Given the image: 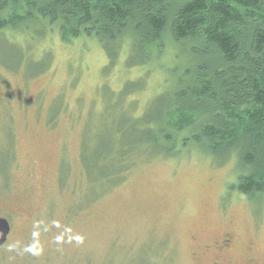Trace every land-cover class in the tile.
I'll list each match as a JSON object with an SVG mask.
<instances>
[{
	"label": "rangeland",
	"instance_id": "obj_1",
	"mask_svg": "<svg viewBox=\"0 0 264 264\" xmlns=\"http://www.w3.org/2000/svg\"><path fill=\"white\" fill-rule=\"evenodd\" d=\"M173 45L112 66L94 38L0 33V218L12 226L0 264H264V197L230 190L234 161L158 156L87 198L83 155L176 84L187 63Z\"/></svg>",
	"mask_w": 264,
	"mask_h": 264
},
{
	"label": "trees",
	"instance_id": "obj_2",
	"mask_svg": "<svg viewBox=\"0 0 264 264\" xmlns=\"http://www.w3.org/2000/svg\"><path fill=\"white\" fill-rule=\"evenodd\" d=\"M5 31L94 38L112 66L123 52L129 67L149 64L172 43L187 63L136 124H117L83 155L88 199L141 161L191 148L218 168L235 162L231 191L264 197V0H0Z\"/></svg>",
	"mask_w": 264,
	"mask_h": 264
},
{
	"label": "water",
	"instance_id": "obj_3",
	"mask_svg": "<svg viewBox=\"0 0 264 264\" xmlns=\"http://www.w3.org/2000/svg\"><path fill=\"white\" fill-rule=\"evenodd\" d=\"M11 232V226L7 219H0V247L7 243L8 236Z\"/></svg>",
	"mask_w": 264,
	"mask_h": 264
},
{
	"label": "flooded vegetation",
	"instance_id": "obj_4",
	"mask_svg": "<svg viewBox=\"0 0 264 264\" xmlns=\"http://www.w3.org/2000/svg\"><path fill=\"white\" fill-rule=\"evenodd\" d=\"M0 219H2V218H0ZM9 221V220H8ZM9 223H10V221H9ZM10 226H11V223H10ZM11 233H12V226H11V232H10V235H11ZM10 235L8 236V240H9V237H10ZM8 240H7V242H8ZM231 239L228 237L227 238V240L225 241V243H226V246H228L230 243H231ZM6 245V244H5ZM4 245V246H5ZM3 247V246H2ZM1 248V247H0Z\"/></svg>",
	"mask_w": 264,
	"mask_h": 264
},
{
	"label": "clouds",
	"instance_id": "obj_5",
	"mask_svg": "<svg viewBox=\"0 0 264 264\" xmlns=\"http://www.w3.org/2000/svg\"><path fill=\"white\" fill-rule=\"evenodd\" d=\"M75 239H76L77 243H81L82 242V238L80 236H78V235L75 237ZM26 250L30 251L31 249L29 248V249H26Z\"/></svg>",
	"mask_w": 264,
	"mask_h": 264
},
{
	"label": "bare ground",
	"instance_id": "obj_6",
	"mask_svg": "<svg viewBox=\"0 0 264 264\" xmlns=\"http://www.w3.org/2000/svg\"><path fill=\"white\" fill-rule=\"evenodd\" d=\"M52 30V29H51ZM129 48H130V46H129Z\"/></svg>",
	"mask_w": 264,
	"mask_h": 264
}]
</instances>
